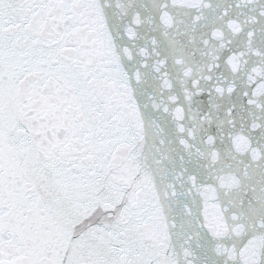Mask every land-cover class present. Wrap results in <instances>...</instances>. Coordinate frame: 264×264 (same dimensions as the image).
<instances>
[{"label":"water","instance_id":"95a60500","mask_svg":"<svg viewBox=\"0 0 264 264\" xmlns=\"http://www.w3.org/2000/svg\"><path fill=\"white\" fill-rule=\"evenodd\" d=\"M0 264H264V0H0Z\"/></svg>","mask_w":264,"mask_h":264}]
</instances>
